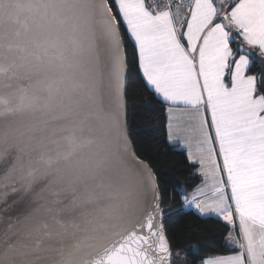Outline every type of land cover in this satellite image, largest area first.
<instances>
[{
  "label": "snow or ice",
  "instance_id": "obj_1",
  "mask_svg": "<svg viewBox=\"0 0 264 264\" xmlns=\"http://www.w3.org/2000/svg\"><path fill=\"white\" fill-rule=\"evenodd\" d=\"M130 109L264 264V0H0V264H188Z\"/></svg>",
  "mask_w": 264,
  "mask_h": 264
},
{
  "label": "trees",
  "instance_id": "obj_2",
  "mask_svg": "<svg viewBox=\"0 0 264 264\" xmlns=\"http://www.w3.org/2000/svg\"><path fill=\"white\" fill-rule=\"evenodd\" d=\"M131 54V44L129 42ZM136 72H130V76H135ZM142 97L136 100L141 103ZM133 132H138L136 136L138 148L146 153L153 160V167L158 171V179L161 189L167 192L166 203L172 204L171 213H166V224L169 233L173 236V243H180L181 250L188 253L186 259L188 264H199L200 258H207L212 255L229 254L225 251L227 229L224 222L217 218H203L192 210L183 209L181 215L177 212L181 209V194L192 191L189 185L199 183V179L193 178L194 169L189 170V165L183 155L178 150L169 148L164 142V129L160 120L154 116L149 121H144L140 109H130V116L133 115ZM174 201V202H173ZM172 221L168 223V217ZM191 237V239H188ZM187 240V243L184 241ZM198 249L195 250L194 249ZM190 249H194L190 251Z\"/></svg>",
  "mask_w": 264,
  "mask_h": 264
},
{
  "label": "crops",
  "instance_id": "obj_3",
  "mask_svg": "<svg viewBox=\"0 0 264 264\" xmlns=\"http://www.w3.org/2000/svg\"><path fill=\"white\" fill-rule=\"evenodd\" d=\"M185 210H192V211H194L193 209H188V208H185ZM195 212V211H194ZM215 218V217H214ZM223 222V221H222Z\"/></svg>",
  "mask_w": 264,
  "mask_h": 264
}]
</instances>
